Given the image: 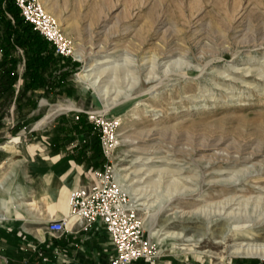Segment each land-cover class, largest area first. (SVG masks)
I'll return each instance as SVG.
<instances>
[{"label": "rangeland", "instance_id": "374dc122", "mask_svg": "<svg viewBox=\"0 0 264 264\" xmlns=\"http://www.w3.org/2000/svg\"><path fill=\"white\" fill-rule=\"evenodd\" d=\"M39 2L72 46L44 76H68L26 90V52L0 15V62L10 44L17 77L0 95V149L12 154L0 168V212L13 210L15 185L29 191L15 165L21 154L52 148L67 132L90 133L101 147L96 121L116 118L109 157L100 148L103 168L118 181L128 175L119 181L126 189L144 181L128 194L147 237L176 234L175 250L150 239L158 257L147 264H264L234 253L243 241L264 244V0ZM91 65L96 86L82 78ZM47 222L30 225L63 243L67 232L51 235Z\"/></svg>", "mask_w": 264, "mask_h": 264}, {"label": "crops", "instance_id": "0c3cea01", "mask_svg": "<svg viewBox=\"0 0 264 264\" xmlns=\"http://www.w3.org/2000/svg\"><path fill=\"white\" fill-rule=\"evenodd\" d=\"M56 136L52 148L28 150L21 154L23 159L15 162L16 166L23 167V178L29 191L22 193L15 185L12 190V199L16 201L14 211L4 209L0 212V264L109 263L105 256L111 253L105 251L109 247L108 234L102 226L79 231L71 219L61 243L44 229L30 225L65 217L72 192L89 182L90 170L104 166L100 143L96 144L92 134L67 132ZM10 156L12 154L0 149V168L8 162L4 158ZM13 174H16L13 176V184H16L18 175L17 172ZM134 264L147 263L138 261ZM161 264L168 263L163 260Z\"/></svg>", "mask_w": 264, "mask_h": 264}, {"label": "built area", "instance_id": "2783aa9c", "mask_svg": "<svg viewBox=\"0 0 264 264\" xmlns=\"http://www.w3.org/2000/svg\"><path fill=\"white\" fill-rule=\"evenodd\" d=\"M10 1L20 9L24 20L55 46L57 56L68 57L72 53L70 42L62 37L57 23L39 0ZM96 124L101 134V147L109 157L121 121L115 118L110 122L96 121ZM71 219H74L73 226H77L79 231H89L96 226L106 230L113 246L108 264L151 262L158 257L145 234L139 210L109 165L89 171V182L74 190L70 196L68 214L62 219L48 220L46 231L51 235H63L68 231Z\"/></svg>", "mask_w": 264, "mask_h": 264}, {"label": "trees", "instance_id": "16d2710c", "mask_svg": "<svg viewBox=\"0 0 264 264\" xmlns=\"http://www.w3.org/2000/svg\"><path fill=\"white\" fill-rule=\"evenodd\" d=\"M3 1L0 0L1 21L5 22L9 30L14 29L12 32L15 44L21 47L27 55L25 76L28 78V83H26V90L60 87L68 76L66 72L60 73L57 77L58 80L52 73L49 75V79L44 76L56 65L55 46L41 36L32 24L24 20L20 9L14 2H6L5 8H3ZM7 13L14 18L15 27L7 20L5 16ZM6 37L10 38L11 34ZM9 46L10 44L5 47L4 59L0 62V95L10 91L17 79L14 75L16 60L10 56Z\"/></svg>", "mask_w": 264, "mask_h": 264}, {"label": "bare ground", "instance_id": "6f19581e", "mask_svg": "<svg viewBox=\"0 0 264 264\" xmlns=\"http://www.w3.org/2000/svg\"><path fill=\"white\" fill-rule=\"evenodd\" d=\"M47 12V11H46ZM52 18V17H51ZM55 21V20H54ZM56 22V21H55ZM57 23V22H56ZM58 25V24H57ZM59 27V26H58ZM62 37H64V35H62ZM78 58H81L79 55L77 56ZM153 61V60H152ZM110 61H106L105 59H101V60H98V62H97V65H105V64H107V63H109ZM92 65L91 66H87L86 67V69L83 71V74H82V78H84L87 82H89V83H91V81L93 80L92 79V77H94L92 74H87V73H90V72H92L93 71V69H92ZM100 72V71H99ZM100 74V73H99ZM102 74V73H101ZM100 74V75H101ZM100 75H98L97 76V74L95 75L96 77H97V79L100 77ZM79 77H81V74H79ZM246 77V76H245ZM103 78V77H102ZM98 81H100V80H98ZM97 83V81H95V82H93V84L91 83V85H94V86H96L95 84ZM104 86V85H103ZM105 88V87H104ZM102 89V88H101ZM105 91V90H104ZM100 93V92H99ZM101 94V93H100ZM109 94V93H108ZM107 96V95H106ZM107 97H109V95L107 96ZM118 97V96H117ZM109 99V98H108ZM110 103V102H109ZM113 103H114V100H113ZM48 116V115H47ZM47 118H45L43 121H41L40 123H39V125L42 123V122H44L45 120H46ZM114 139H115V137H114ZM110 151H109V155H110ZM141 172H142V169H137V170H135V172H134V174L136 175V176H141ZM152 172V171H151ZM147 173V172H146ZM119 181H121V182H129V178H128V175L127 176H125V177H122V176H120V178H119ZM144 183V181L142 182V179H139L138 181H136V182H133V183H131L128 187H131V189H129V188H125L122 184H120L121 186H123L124 187V189L126 190V192H129V191H131V192H133V193H135L136 194V192H138L139 193V189H141V188H136L135 186L136 185H141V184H143ZM139 190V191H138ZM21 196V194H18V197H20ZM17 197V198H18ZM23 198V197H22ZM1 217V216H0ZM163 231V230H162ZM160 232L161 231H155V232H151V236H150V238L149 239H151V240H153V239H155L156 237H158V243H162V244H167L168 246H172L171 247V250H175L176 249V247L175 246H173L174 245V242H172V240L173 239H175L176 237V234L175 233H171V232H166V233H162V234H160ZM162 236H163V238H162ZM178 239V238H177ZM150 240V241H151ZM152 242V241H151ZM167 245H165V246H167ZM180 251V250H179ZM234 253L235 254H238V255H241V256H243V257H246V258H255V257H257V258H261V259H264V244H255V243H251V242H240L239 244H237L236 245V249L234 250ZM194 254H196V255H202V253H199V252H195Z\"/></svg>", "mask_w": 264, "mask_h": 264}]
</instances>
